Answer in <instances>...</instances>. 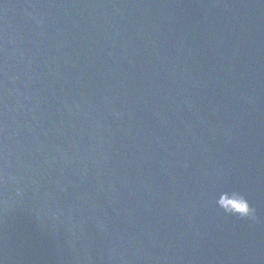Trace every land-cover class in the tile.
<instances>
[{"label":"water","instance_id":"water-1","mask_svg":"<svg viewBox=\"0 0 264 264\" xmlns=\"http://www.w3.org/2000/svg\"><path fill=\"white\" fill-rule=\"evenodd\" d=\"M0 264H264V0H0Z\"/></svg>","mask_w":264,"mask_h":264},{"label":"clouds","instance_id":"clouds-1","mask_svg":"<svg viewBox=\"0 0 264 264\" xmlns=\"http://www.w3.org/2000/svg\"><path fill=\"white\" fill-rule=\"evenodd\" d=\"M218 205L228 214L240 218L256 219V210L251 207L249 201L237 192H233L231 198L218 201Z\"/></svg>","mask_w":264,"mask_h":264}]
</instances>
